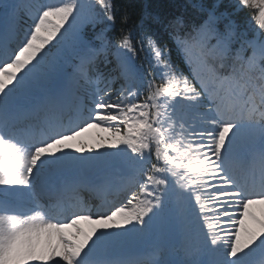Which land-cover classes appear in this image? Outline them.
Here are the masks:
<instances>
[{
    "label": "snow or ice",
    "instance_id": "6c2138e0",
    "mask_svg": "<svg viewBox=\"0 0 264 264\" xmlns=\"http://www.w3.org/2000/svg\"><path fill=\"white\" fill-rule=\"evenodd\" d=\"M190 3L185 74L119 0H0V264H264V0Z\"/></svg>",
    "mask_w": 264,
    "mask_h": 264
},
{
    "label": "trees",
    "instance_id": "16d2710c",
    "mask_svg": "<svg viewBox=\"0 0 264 264\" xmlns=\"http://www.w3.org/2000/svg\"><path fill=\"white\" fill-rule=\"evenodd\" d=\"M205 3H211L212 0H204ZM233 0H222V7L220 11L232 12L231 4ZM121 6H127L134 10V15L129 21L127 27L132 28L135 25L133 40H139L141 33L152 34L157 42L163 46L165 43L172 48L171 59L172 62L183 70L185 74H189V68L176 53L172 46L167 33V26L177 16H183L189 23L198 21L201 14L191 7L190 0H119ZM249 9H243L235 15L237 23L241 30L249 32L246 28V21L248 18ZM141 24L143 25L141 28ZM222 27V25H221ZM121 24L119 21V14L117 22L112 26L111 31L108 32V37L115 42L119 35ZM250 34L249 36H251ZM146 46V44H145ZM139 45L137 48L139 49ZM136 61L140 64L143 71L151 68L152 61L148 60L145 50L138 51Z\"/></svg>",
    "mask_w": 264,
    "mask_h": 264
},
{
    "label": "rangeland",
    "instance_id": "374dc122",
    "mask_svg": "<svg viewBox=\"0 0 264 264\" xmlns=\"http://www.w3.org/2000/svg\"><path fill=\"white\" fill-rule=\"evenodd\" d=\"M48 3H51V2H49V0H48ZM246 12L248 13V18L246 21V28H247L249 35H250V34H253V31H254V22H252V23L249 22L250 21V14H251L252 10L249 9ZM146 54L151 59V55H150V52L147 50V47H146ZM92 131H95V130H92Z\"/></svg>",
    "mask_w": 264,
    "mask_h": 264
}]
</instances>
